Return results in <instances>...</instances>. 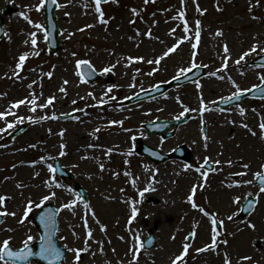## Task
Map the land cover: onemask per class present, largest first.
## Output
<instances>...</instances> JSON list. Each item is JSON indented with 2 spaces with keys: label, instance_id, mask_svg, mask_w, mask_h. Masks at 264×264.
Wrapping results in <instances>:
<instances>
[{
  "label": "rangeland",
  "instance_id": "rangeland-1",
  "mask_svg": "<svg viewBox=\"0 0 264 264\" xmlns=\"http://www.w3.org/2000/svg\"><path fill=\"white\" fill-rule=\"evenodd\" d=\"M57 1L63 5L58 6L55 12L61 29V46L59 51L49 54L45 32L35 29L20 15L23 12L33 23L45 26V11H36L35 8L40 0H0V14L3 16L4 9L10 11L4 17L7 35L0 40V112L35 92L39 104L55 96L54 106L37 108L32 113L30 105H21L16 109L17 115L39 118L55 112L57 116L71 113L80 117L79 120L69 116L37 124L26 119L22 124H29V127L24 133L12 137L13 129H9L8 133L0 134V145H3L0 147V195L11 197L5 202V207L9 212L17 213L15 217H3L0 241L12 237V246L19 248L29 234L36 237L34 241L38 240V230L31 218L39 208L33 209L23 225L18 220L27 199L39 203L42 196L50 191L45 187V181L51 182V177L62 185L52 189L57 196L48 201L58 209L75 199L78 187L84 188L88 195V202L77 201L74 212L64 209L59 215L57 238L61 246L67 244L70 248L83 249L88 229L93 233V238L88 241L90 250L81 253L79 264H172V260L183 251L184 243H189L190 248L179 264H224L225 252L231 264H264V193L259 192L254 175L257 171H264V133L259 128V123L264 120V100L244 101L240 105L246 110L244 116L239 114L236 106L224 112L216 106L222 97L235 91L228 76L242 89L263 83L258 77L264 75V69L249 67L248 63L264 52L249 55L240 65L235 61L257 42L260 48H264V0H260L259 6H253L251 11L250 5H255L256 0H186L183 5L185 19L193 30L187 35L193 36V40H186L159 65L147 61L159 58L176 43L177 38L185 35L182 21L172 19L182 7L181 0H152L148 4L144 0H119L101 5L105 19L109 21L107 25L98 23L99 14L95 12L94 0ZM197 3L206 10L203 14L197 12ZM217 5L220 10H217ZM133 8L140 13L138 16H133ZM253 16L258 19H253ZM197 19L201 21V38L197 48L192 49ZM130 20H135V23H130ZM173 28L176 29L175 35H169ZM149 29L152 38L145 35ZM137 30L140 36L136 35ZM217 30H222L223 36H216ZM33 31L37 32L35 49L30 43ZM26 40L29 41L27 45L24 43ZM224 43L230 48L231 58L228 68L221 73L225 79L220 80L209 73L221 68ZM34 51H39V55H33ZM25 52L29 55L20 71L23 79H16L13 72L19 56ZM73 52L77 55L73 56ZM193 52L197 65L207 70V75L198 81L200 88L196 87V82L174 88L153 101L126 103V97L142 91L141 87L147 90L164 84L179 75L180 68L190 67ZM129 56L144 59L125 67L124 58ZM80 59L91 61L100 75L98 81L81 82L76 68V61ZM117 60L121 62L112 73L100 74L104 67ZM137 69L140 70L138 74ZM48 72H52L50 78L46 75ZM150 72L154 74L149 75ZM134 75L137 86L129 88ZM108 78L112 82H108ZM64 80L69 83L65 85ZM29 84H33L31 89ZM112 85L119 86L114 87L111 94L116 96V100L93 107L96 101L88 93L100 97ZM61 87L67 89V95L60 91ZM201 98L214 109L203 116L208 128L207 149L200 131L202 121L198 111L185 113L190 116V121L178 128L173 137L148 136L144 128L146 123L173 120L181 115L184 107L199 109ZM73 100L77 103L73 104ZM81 108L87 115L74 111ZM13 120L15 117L8 116V121ZM113 120L123 121V125H113L110 123ZM242 123H247L257 135H251L241 126ZM2 127H5V122L0 120ZM97 128L99 132L95 131ZM61 130H64L63 138L59 135ZM139 138L162 148L165 153L185 145L190 158L185 162L170 161L156 165L137 152ZM61 143L66 145L64 151L67 155L63 157L59 155ZM107 149H112V152L106 154ZM41 157L45 160L41 161ZM205 157H209L210 162L220 160L222 163H213L214 168L208 173L201 168ZM54 160H59L69 173L75 175L73 180H60L48 171L47 165H53ZM228 160L233 162L232 166L227 164ZM100 163L104 164L103 171L99 168ZM243 164L250 167L244 169ZM196 167L201 168V173L206 172V180L195 171ZM126 172L130 175H125ZM239 172H247V175H234ZM249 180L253 183H244ZM18 184L24 187L18 188ZM149 184L155 190L145 192L141 200L138 193ZM194 186L197 191L193 201L209 216L199 208H192L188 202ZM257 195L259 199L254 212L240 217L245 200L249 197L256 199ZM237 197L240 198L238 203ZM83 203L89 205L87 210ZM133 203L139 210L135 219H131ZM230 215L232 220L228 219ZM213 216L217 221H223V225L217 228V249L197 252V249L211 243ZM85 217L87 228L84 227ZM101 225L106 226V231H101ZM249 225H255V228ZM9 228L14 231H7ZM193 231L195 236L190 241ZM149 232L153 233L156 244L146 250L139 247L136 237L143 242ZM224 240L228 243L224 244ZM135 248L139 250L134 259L132 249ZM246 256L251 260H244ZM65 264H76L74 253L68 252Z\"/></svg>",
  "mask_w": 264,
  "mask_h": 264
},
{
  "label": "snow or ice",
  "instance_id": "snow-or-ice-1",
  "mask_svg": "<svg viewBox=\"0 0 264 264\" xmlns=\"http://www.w3.org/2000/svg\"><path fill=\"white\" fill-rule=\"evenodd\" d=\"M108 0H94V6H95V12L98 13V23L100 24H104L107 25L108 24V20L105 19V13L101 8V4L102 3H107ZM149 2H152V0H144L145 4H148ZM186 0H181V8L177 11V14L175 16L172 17V19L174 20H179L182 21L183 23V33H185V35L177 38L176 43H174L171 47H168L166 49V51L163 52L162 55L159 56V58L156 59H149L147 61V63L149 64H156L159 65L161 63V61L163 59H165V57H167L170 53H174L176 52L177 48L180 47L181 44H183L186 40L187 41H191L193 40V36L187 35L188 33L192 32L193 30L189 27L188 21L187 19H185V9L183 7V5L185 4ZM51 4H57V0H50ZM260 0H256L255 5H250L249 11H251V8L253 6H259ZM46 6V0H40V2L38 3V5L35 6L36 11H41L44 10ZM58 6H63V5H58ZM196 10L197 12H200L201 14H203L206 10H202L199 7V4L197 3L196 5ZM217 10L219 9V6L217 5ZM131 12L133 14V16H138L140 13L137 11V9L133 8L131 9ZM20 15L23 17V19H25L26 21H28L29 24H32L33 27L39 31H44L45 32V39H47V32L45 30V26L39 23H33V21L29 18L28 15H26L25 13L21 12ZM253 19H258V17L253 16ZM130 23H135V20H130ZM87 27H93V25H88ZM81 31H83V29H80ZM176 29L173 28L171 29L169 35H175ZM5 35H7V33H4ZM137 36H140L141 33L139 30H137L136 32ZM145 35H147L149 38H152V32L151 29H149L147 31V33H145ZM216 36H223V31L222 30H217V32L215 33ZM37 32L33 31L31 33V46L33 49L36 48L37 45ZM200 38H201V21L199 19L196 20L195 22V30H194V43H191V48L192 49H196L197 46L200 43ZM129 39H132V37H129ZM26 45L29 43L28 40H26L24 42ZM259 49V52H258ZM260 52H264V48H260L259 42L253 44L251 46V48L248 51L243 52L240 57L235 61L236 65H240L242 61H245V58L248 57L249 55L253 54V53H257L259 54ZM223 63L221 68H218L216 71L209 73L210 76L212 77H218L220 80H224L225 79V75L221 74L224 72L225 69L228 68V61L231 58L230 57V48L228 46L227 43L223 44ZM33 55H39V51H34L32 53ZM29 53L25 52L23 54H21L18 58V63L15 66V71L13 72V76L16 79H23L20 76V71L23 70L25 61L28 58ZM73 56H76L77 53L73 52L72 53ZM126 63H125V67H129L131 66L132 63L134 62H138V61H143V57H125L124 58ZM120 60H117L116 63L114 64H110L106 67H104L100 74L101 75H106L108 73H112L113 70L116 68L117 64H120ZM191 66L188 68H180L179 69V75L174 76L173 79L174 80H179L182 76H185L188 72H191L193 69L199 67V65H197V63L195 62V52H193V59L190 62ZM85 67L88 68L89 71L88 72H77V75L80 76L81 82L85 83L87 82L85 80V76H91L94 72H95V68L92 66L91 61L86 60V59H80L76 61V68L80 69L81 67ZM260 65H254L253 67H258ZM158 70V69H157ZM140 72L139 69L136 70V73L138 74ZM149 75L154 74L153 72L148 73ZM49 78L52 76V72H48L46 74ZM259 80L261 82H264V75H260ZM228 80L231 81L233 87L235 88V91L231 93V95L227 96V97H222L221 98V102L228 104L231 103L233 100H239L241 98V96H243L246 92H252V91H256L257 89H259L260 93L262 96H264V83L260 84V85H255L253 86V88L250 89H242L240 87L239 84L236 83L235 80H232V78L230 76L227 77ZM36 83L35 81H33V84ZM65 85H67L69 83L68 80H64L63 82ZM33 84H29L28 87L31 89L33 87ZM136 85V77L135 75L132 78V82L128 85L129 88H135ZM114 87H119L118 85H112V86H108L107 89L103 92V95L100 97H96L94 95V93L89 92L88 95L92 96L93 100L96 101V104L92 105L93 107H99L102 106L104 104L110 103L113 100H116V96L115 95H111L113 93V89ZM154 87L158 88L159 85H155ZM197 88H200L201 85L199 82H197L196 84ZM141 90L143 91V88L141 87ZM60 91L65 93V95H67V89L64 87L60 88ZM127 99H130L131 97H126ZM55 96H51L48 97L46 102L43 104H39L38 100L39 97L36 95L35 92L30 93V97H26L25 99H21L19 101L13 102L5 111L0 112V120L5 122V127L0 128V134H4V133H8L9 129H15L17 124H22L25 122V120H29L32 124H37L40 123L41 121H45V120H58L61 118L67 119L69 116H72L71 113H62L60 116H57L55 114V112H53L51 115L45 114L39 118H35L33 116H29V117H25V116H19L17 115L16 109H19L21 105H30V111L32 113H35L37 111V108L40 109H44V108H48L49 106H54V101H55ZM81 99H84V97H81ZM73 104H76L77 101L73 100L72 101ZM216 103V102H213ZM236 108L239 111V114L241 116L245 115V109L239 105H236ZM214 109L211 107H208L204 101L203 98H201L200 100V108L199 109H189L187 107H184V111L181 113L180 116H177L176 119H181V117L189 112V111H198L201 117V133L203 134V140H204V147L205 149H207L208 147V140L209 137L206 134L205 131V127H204V122H203V116L205 112L208 111H213ZM74 111H79V112H83L85 115H87V113L85 112V109L81 108V109H76ZM220 112H224L225 109L220 108L219 109ZM253 111H255V109H253ZM8 116H13L15 117V120L13 121H8ZM73 119L75 120H79L80 117L79 116H72ZM113 125L119 124V125H123V121H117V120H113L110 122ZM232 123H235V121H232ZM242 127L246 128L249 130V132L251 133V135L255 136L257 135V132L252 129L247 123H242L241 124ZM259 128L262 131V133H264V120H262L259 123ZM49 131L51 132V129H49ZM96 132H99L100 129L97 128L95 130ZM130 131V130H129ZM60 137L63 138L64 137V130H61L59 133ZM262 138H264V136H262ZM133 139H135V137H133ZM3 145H0V147H2ZM30 147H35V145H30ZM89 147H94V145H89ZM60 151H59V155L61 157L67 155V153L64 151V149L66 148V145L64 143H61L60 146ZM112 152V149H107L106 154H110ZM83 159H88V157H82ZM41 161L45 160V157H41L40 158ZM211 163H215V164H220L222 163V161L220 160H216L214 162ZM232 161L228 160L227 164L229 166H232ZM204 165H208L209 166V170H210V158L209 157H205L204 161H203ZM13 167H16L15 165H13ZM186 167H191V166H186ZM242 167L244 169H248L250 166L248 164H243ZM264 167V166H262ZM48 171L50 173H55L56 172V168L53 167L52 164H48L47 165ZM99 168L101 171L104 170V164L100 163L99 164ZM195 171L197 173H201V168L200 167H196ZM37 176L40 175L39 172L36 173ZM116 175H119V173H117ZM125 175H130V173H125ZM201 175L204 177V179L206 180V172L205 173H201ZM234 175L237 176H244L247 175V172H239V173H235ZM255 178L256 180L259 182V192L260 193H264V171H257L255 174ZM7 179V178H6ZM51 182L45 181V187L48 188L50 191L47 194H44L42 196V198L40 199L39 203L33 201L32 199H27L23 212L18 220V223L23 225L25 223V221L28 219L29 214L33 212L34 208H39L41 209V213L39 214V219L41 224H43L45 232L43 235H41L39 237V248L38 251H34L33 247H32V242L36 239V237H34L33 235L29 234L26 236L25 239L22 240V246L19 248H14L12 246V237H8L2 241H0V264H25V262H28L29 259L31 257H39L40 260L46 261L47 264H57V262L60 261H64L66 258V252H72L74 253V261L76 262V264H79V262L81 261L82 257H81V253L82 252H88L89 249V245H88V241L91 240L93 238V233L91 231V229H88L87 233H86V238L84 241V248L83 249H79V248H70L68 247L67 244H65L63 246V249L58 247L52 240V230L55 227V220L54 217L57 214V211H62L64 209H68L70 211L74 212L75 209V205L77 204V201H81L83 202V198L80 196L79 193L75 194V199H73L72 201L65 203L61 206V209L59 210H53L52 208H48L47 211H43L46 202L52 200L53 198H55L57 196V193L55 191H52V189L54 188H60L62 187V185H60L57 181H55L54 179H52L50 177ZM133 185H135V180L132 181ZM239 182H237L238 184ZM244 183L246 184H252L253 181L249 180V181H244ZM203 185H201L202 187ZM232 185H229V187H231ZM17 187H24V185L22 184H18ZM154 191L155 189L151 187V184H149V186H147L144 190L139 191V196L142 200V198L144 197L145 192L147 191ZM69 191H71V189H69ZM197 191V188L194 186L191 189V194L188 196V202L191 203L192 208L196 209L199 208V211L202 212L205 216H209L210 214L205 211V209L203 207H200L199 205H197L194 201H193V195L195 194V192ZM248 195H252L251 193H249ZM11 197L7 196V195H0V217H7L9 215L15 217L17 215L16 212H9L7 210V208L5 207V202L7 200H10ZM239 197L236 198V202H239ZM259 199V195H257L256 200L258 201ZM83 207L84 209H88L89 205L87 203H83ZM253 207V202H249L247 205V208L243 209L244 211H248L249 209H251ZM138 208L135 206V203H133L132 207H131V219H135V217L138 214ZM92 215L94 216L95 213L93 212ZM229 220H232L233 217L230 215L228 216ZM3 219H0V223H3ZM129 223H131V220L129 221ZM211 223H212V236H211V243L205 245L202 248L197 249V252H206V251H216L217 249V236L219 235V233L217 232V224L223 225V221H217L216 217L213 216L211 218ZM88 226V221L87 218H84V227L87 228ZM250 227H252L253 229L255 228V225H249ZM7 231H14V229H7ZM101 231H106V226L101 225ZM73 235H77L75 232H73ZM191 235L195 236V232L193 231L191 233ZM175 237H173L174 239ZM121 239H123V237H121ZM137 239V243L139 245V247H144L143 242L140 240L139 237H136ZM152 243L151 240L148 241V244L150 245ZM224 244H227L228 241L224 240L223 241ZM190 248V244L189 243H184L183 245V251L177 255L173 260H172V264H179V262H181L183 260V258L187 255L188 251ZM138 250L139 248H135L132 249L133 252V258L135 259L138 255ZM101 251H103V249L101 248ZM244 260H251V257H243ZM224 264H231L230 258L227 254V252L224 253Z\"/></svg>",
  "mask_w": 264,
  "mask_h": 264
},
{
  "label": "water",
  "instance_id": "water-1",
  "mask_svg": "<svg viewBox=\"0 0 264 264\" xmlns=\"http://www.w3.org/2000/svg\"><path fill=\"white\" fill-rule=\"evenodd\" d=\"M47 1H48L47 2V4H48V6H47V33H48V42H49L50 50L51 51H55L58 48V42L56 41V37H55V35L57 34V32H56V30H57V28H56V17L53 15V10L55 9V6L50 3V0H47ZM186 80L187 79H183V80H181L179 82L186 81ZM161 89L162 88H160L159 90H161ZM155 94H156V92H155ZM142 149H143L142 152L144 154H148V153H150V154H152V153H158V151H156V150H154L152 148H149V147H147L145 145H142ZM165 158H168V157H165ZM250 201L253 202V207L251 209H249L248 211H244L243 210V213L244 214L251 213L253 211L254 207H255L256 201H252V200H250ZM250 201H248V203ZM248 203L246 205H244V209L247 208ZM48 208H52L54 211L56 210L52 205H46L44 207L43 211H47ZM56 217H57V214L54 217L55 227L52 230V240L57 245V243H56V237H55L56 236V232L58 230ZM36 225L41 229V235H43L44 232H45V229H44L43 224H41V222H40L39 215L36 217ZM153 244H154L153 241H152V243L150 245L148 244V241H147V246L148 247L152 246ZM32 247H33V249L35 248L36 251H38L39 243H37L36 245H34ZM32 260L38 261L41 264H47L46 261L40 260L39 257H31L28 262H25V264H29ZM60 262H62V261H60ZM60 262H57V263H60Z\"/></svg>",
  "mask_w": 264,
  "mask_h": 264
}]
</instances>
